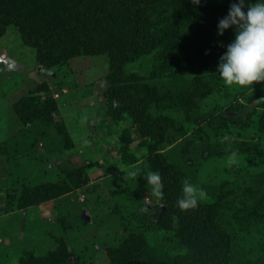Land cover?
Wrapping results in <instances>:
<instances>
[{
	"label": "rangeland",
	"instance_id": "rangeland-1",
	"mask_svg": "<svg viewBox=\"0 0 264 264\" xmlns=\"http://www.w3.org/2000/svg\"><path fill=\"white\" fill-rule=\"evenodd\" d=\"M222 1L220 11L182 16L179 30L165 16L180 9L177 0H159L146 12L155 44L121 64L130 80L120 90L131 108L109 93L110 51L121 41L113 30L118 10L114 22L83 16L79 40L68 46L72 53L51 66L17 26L6 27L0 36V264H127L142 245L139 264H202L207 248L195 240L204 232L172 212L158 154L181 176L179 194L185 179L204 189L187 210L206 213L228 239L226 264H264V81L226 85L213 69L235 35L231 26L217 31L232 2ZM105 2L0 0V10L26 12L45 26L63 22L77 4L94 11ZM220 39L225 49L206 65L203 55ZM231 107L241 117L223 120ZM154 118L168 125L160 143L138 131ZM152 170L162 177L163 197L149 191L144 173Z\"/></svg>",
	"mask_w": 264,
	"mask_h": 264
},
{
	"label": "trees",
	"instance_id": "trees-1",
	"mask_svg": "<svg viewBox=\"0 0 264 264\" xmlns=\"http://www.w3.org/2000/svg\"><path fill=\"white\" fill-rule=\"evenodd\" d=\"M159 0H106L101 9L92 10L90 6L83 3L77 4L72 7L68 18L63 22L49 24L45 26H38L32 16L25 13H14L6 8L0 10V36L5 32L8 25H15L19 28L23 41L37 49L39 59L42 63L48 66L60 63L65 57L72 53L69 51V44L79 40L78 30L82 23L83 16L93 20H109L114 22L113 14L117 11L118 23L113 24V30L117 31V38H121L117 44L114 42V48L110 51V71L109 76L111 80V86L109 93L113 97H121V100L125 102L128 108L132 107V100L123 94L121 87L129 84L130 78H127L121 71L122 62H128L132 60L136 55H140L149 52L155 44V34L146 29L144 18L146 12L156 5ZM180 4V9L176 12H167L165 16L174 17L170 22L173 26V30H179L182 26L180 18L182 16H196L201 17L206 12L212 10H222V0H200L199 4L193 3V0H177ZM216 7V8H215ZM227 8V7H226ZM217 11V12H218ZM177 18V20H175ZM231 29H235V26H231ZM116 37V36H115ZM77 43V42H76ZM225 49L224 40L220 39L214 45L209 47L208 52L203 55V61L206 65H209L208 61L213 55H219L221 51ZM212 65H210L211 67ZM214 67V66H213ZM216 70V68H213ZM127 83V84H126ZM137 107V105H136ZM237 114L233 116H225L221 114V118L225 121H235L241 117L240 111L236 108H230ZM139 109L137 114H134V121L138 123L139 116L141 115ZM225 111L224 113H226ZM239 114V115H238ZM30 114L26 115V118L22 117V121L25 123L30 122ZM167 122L162 119L154 118L149 123L143 125L139 123L138 131L142 135H149L155 142L160 143L163 139V134L167 129ZM157 161L161 168L164 184L166 185L167 200L171 204L172 212L178 217V219L184 223H188L191 226V222H194V226L197 230L204 232L203 235L197 236L195 234L197 244H202V249L207 248V251L203 252L202 264H226V255L229 251L228 239L221 238L220 231L217 228L209 216L204 213L192 212L187 209H181L177 205V199L180 196L177 186L181 176L175 171L174 167L168 163L161 154L157 155ZM190 229V228H189ZM145 245L136 248V255L129 260L127 264H139L142 261L143 253L146 248ZM210 249V250H208ZM149 257L148 255H146ZM60 264H67L66 260H62ZM144 264V263H143ZM146 264H157L155 261L147 262Z\"/></svg>",
	"mask_w": 264,
	"mask_h": 264
},
{
	"label": "clouds",
	"instance_id": "clouds-1",
	"mask_svg": "<svg viewBox=\"0 0 264 264\" xmlns=\"http://www.w3.org/2000/svg\"><path fill=\"white\" fill-rule=\"evenodd\" d=\"M193 3L199 4L200 0H193ZM230 26H235V35L219 57L216 73L226 85L252 87L254 82L264 81V0H232L228 12L218 20L217 31L223 34ZM223 139L229 137L225 135ZM237 151L232 149L231 159L236 158ZM130 175L135 177L137 172L132 171ZM144 176L150 193L163 197L164 184L160 173L152 170ZM203 194V188H197L185 179L177 205L181 209L196 207Z\"/></svg>",
	"mask_w": 264,
	"mask_h": 264
},
{
	"label": "water",
	"instance_id": "water-1",
	"mask_svg": "<svg viewBox=\"0 0 264 264\" xmlns=\"http://www.w3.org/2000/svg\"><path fill=\"white\" fill-rule=\"evenodd\" d=\"M228 114H230V115H234V114H236V113H234V112H232V111H230V112H228Z\"/></svg>",
	"mask_w": 264,
	"mask_h": 264
}]
</instances>
